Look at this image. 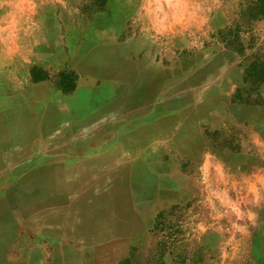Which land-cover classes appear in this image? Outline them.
<instances>
[{
  "label": "rangeland",
  "instance_id": "rangeland-1",
  "mask_svg": "<svg viewBox=\"0 0 264 264\" xmlns=\"http://www.w3.org/2000/svg\"><path fill=\"white\" fill-rule=\"evenodd\" d=\"M263 2L0 0V264H264Z\"/></svg>",
  "mask_w": 264,
  "mask_h": 264
},
{
  "label": "trees",
  "instance_id": "trees-1",
  "mask_svg": "<svg viewBox=\"0 0 264 264\" xmlns=\"http://www.w3.org/2000/svg\"><path fill=\"white\" fill-rule=\"evenodd\" d=\"M101 1H103V0H101ZM258 16H259V18H261V19L264 18V2H263V5H262L261 8H260V12L258 13ZM255 20H258V19L256 18ZM260 71H261V72H260V76H261L260 79H262V77H263L262 69H261ZM263 79H264V78H263ZM263 79H262V80H263ZM38 80H39V79H38ZM262 80H260V81H262Z\"/></svg>",
  "mask_w": 264,
  "mask_h": 264
}]
</instances>
